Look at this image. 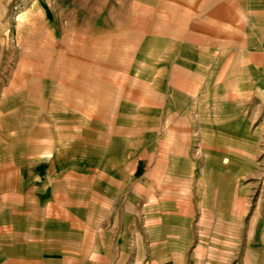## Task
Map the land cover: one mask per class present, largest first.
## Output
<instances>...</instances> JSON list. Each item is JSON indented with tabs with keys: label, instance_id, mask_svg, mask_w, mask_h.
<instances>
[{
	"label": "rangeland",
	"instance_id": "374dc122",
	"mask_svg": "<svg viewBox=\"0 0 264 264\" xmlns=\"http://www.w3.org/2000/svg\"><path fill=\"white\" fill-rule=\"evenodd\" d=\"M229 1L0 0V264L264 257V35Z\"/></svg>",
	"mask_w": 264,
	"mask_h": 264
},
{
	"label": "crops",
	"instance_id": "0c3cea01",
	"mask_svg": "<svg viewBox=\"0 0 264 264\" xmlns=\"http://www.w3.org/2000/svg\"><path fill=\"white\" fill-rule=\"evenodd\" d=\"M233 1L234 0H232L231 2L230 1L228 2L229 4H227V9H228L227 12L232 9V7L234 5ZM257 1H258L257 2L258 3L257 8H260V9H257L256 7L254 8V9H257L256 13L259 12L258 15L257 14L255 15V18L258 19L257 23L260 25L261 31L264 35V0H257ZM244 17H245V15L240 16L241 19H243ZM243 23H244V20H243ZM262 43H263V45L261 47H262V50L264 51V36L262 38ZM224 161L226 162L228 160L226 159ZM174 206H176V205H174ZM169 214H170V212L167 213V218H170ZM172 214L176 215L174 212ZM127 234H128V232L126 230H124L123 234H120L118 236H113L111 239H109V237H107L109 240H107V239L103 240L105 242H102V243L100 242L101 244H99L95 241L94 242L91 241V242H89L88 248H89L90 252H95L96 250H97V252H100L103 249V251H101V252H104L103 257H107V258H112V257L116 256L115 254H113L114 252L120 251V253H121L122 250L125 249L124 250L125 251L124 256H126L127 254H130L133 250L134 251L137 250V246L134 244L132 245V242H134V241H132V237H130V235H129V239H128ZM163 236L165 238L169 237V240L167 239V240L162 241V245H161V248H162L161 256L162 257L174 256V257H179L181 259V258H185L186 255L188 254V252H190L193 258H195V259L201 258V255L203 252L201 249V239H197L196 241L195 240L192 241L193 236L195 237L196 233L194 235L192 234V237L189 234L188 235L178 234L176 236V238H177L176 241L173 239V237L169 236V233L167 235L163 234ZM170 237L172 238L171 240H170ZM135 243L137 244V240H135ZM193 243H195V244H193ZM125 245H127V246H125ZM150 246H152V247H150V255L153 257L154 252H155L153 239L151 240ZM258 251L259 252L257 254L254 253L252 255L251 254L250 255H246V254L243 255V257H241V260L239 261V264H264V257L260 254L261 250H258ZM107 252H109V253H107ZM86 256L88 258H91L94 256V254L91 255V253H90ZM217 256H219V255L218 254L214 255V258H213L214 261H210L207 264H231V262H233L235 260V259H233L232 256H228L226 258L225 257L224 258L219 257V259ZM119 257L122 258V256H119ZM195 262H196L195 264H198V261H195ZM109 263L110 262H108V264ZM115 264H121V262L119 261ZM134 264H140V263L138 262V260H136V262ZM171 264H175V262H172ZM182 264H183V262H182Z\"/></svg>",
	"mask_w": 264,
	"mask_h": 264
}]
</instances>
